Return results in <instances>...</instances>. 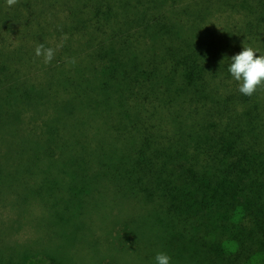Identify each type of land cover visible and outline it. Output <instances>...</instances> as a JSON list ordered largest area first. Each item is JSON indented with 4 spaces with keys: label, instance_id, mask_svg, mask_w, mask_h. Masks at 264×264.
Instances as JSON below:
<instances>
[{
    "label": "trees",
    "instance_id": "16d2710c",
    "mask_svg": "<svg viewBox=\"0 0 264 264\" xmlns=\"http://www.w3.org/2000/svg\"><path fill=\"white\" fill-rule=\"evenodd\" d=\"M45 1L0 0V122L42 106L24 69L42 58L7 54L55 48L66 34L45 65L61 72L48 95L58 85L71 99L68 117L102 126L70 145L63 125L43 119L44 181L70 179L77 196L111 184L143 203L144 223L160 226L176 264L243 263L264 252V89L245 96L228 72L243 45L264 55V0ZM76 53L84 59L71 67ZM228 241L238 252L223 248Z\"/></svg>",
    "mask_w": 264,
    "mask_h": 264
},
{
    "label": "rangeland",
    "instance_id": "374dc122",
    "mask_svg": "<svg viewBox=\"0 0 264 264\" xmlns=\"http://www.w3.org/2000/svg\"><path fill=\"white\" fill-rule=\"evenodd\" d=\"M237 16L229 21L237 20ZM224 20L225 14L218 18L220 23ZM7 56L25 60L35 57V50ZM74 58L75 65L81 64L84 55L76 53ZM37 62L38 57L34 64ZM37 66V70L24 69L31 72L29 82L42 91V99L38 100L42 106L17 107L12 109L9 120L0 122V170L11 174L0 178V264H155L156 253L167 249L159 239L160 226L144 223L149 212L143 203L120 193L111 184H96L91 193L77 196L69 190L70 179L59 181L57 185L61 186L55 187L44 181L41 170L47 163L43 161L45 148L39 134L43 119L47 125H63L62 137L70 145L76 141V135L97 130L102 124L91 122L90 115L68 117L69 95L58 85L53 89L57 96L48 95V85H55L61 72H49L45 64ZM84 146L88 151L94 149ZM55 155L59 157V152ZM52 188L56 190L49 194ZM79 204L83 205L73 216ZM63 210L66 217L62 218ZM223 248L231 252L240 249L230 241ZM172 259L171 264H176ZM192 262L185 263L198 264ZM235 264H264V252Z\"/></svg>",
    "mask_w": 264,
    "mask_h": 264
},
{
    "label": "clouds",
    "instance_id": "9594fccd",
    "mask_svg": "<svg viewBox=\"0 0 264 264\" xmlns=\"http://www.w3.org/2000/svg\"><path fill=\"white\" fill-rule=\"evenodd\" d=\"M18 0H6L8 7H13ZM67 35L62 37L59 44L53 47H46L40 43L35 47V56L41 57L45 65L50 64L55 58L57 49L63 46ZM71 65L76 64V59L67 61ZM228 72L238 82V90L241 94L251 97L258 89H264V55H258V50L251 46L243 45L242 51L231 57ZM155 264H171V257L167 252H157L154 257Z\"/></svg>",
    "mask_w": 264,
    "mask_h": 264
}]
</instances>
